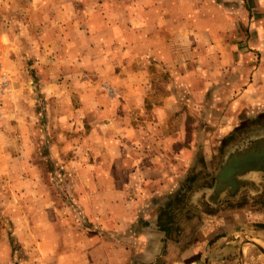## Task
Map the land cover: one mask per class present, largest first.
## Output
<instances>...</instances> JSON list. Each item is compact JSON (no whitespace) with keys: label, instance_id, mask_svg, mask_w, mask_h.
I'll list each match as a JSON object with an SVG mask.
<instances>
[{"label":"crops","instance_id":"obj_1","mask_svg":"<svg viewBox=\"0 0 264 264\" xmlns=\"http://www.w3.org/2000/svg\"><path fill=\"white\" fill-rule=\"evenodd\" d=\"M26 1L21 19L0 17L14 70L0 122V204L13 211L0 264H264V143L221 149L238 113L264 102V0H134L85 21L56 5L45 20L41 0ZM30 73L89 127L47 140L53 157L62 143L72 152L80 195L65 210L31 164L29 111L13 106Z\"/></svg>","mask_w":264,"mask_h":264},{"label":"rangeland","instance_id":"obj_2","mask_svg":"<svg viewBox=\"0 0 264 264\" xmlns=\"http://www.w3.org/2000/svg\"><path fill=\"white\" fill-rule=\"evenodd\" d=\"M25 2L27 1L13 0V9L0 3V17L4 22L7 21V18L10 20H16L17 17H20L18 19H21L22 7L26 5ZM41 3L44 7V12L41 17L45 20L52 14L54 6L56 5L62 10V12L67 13H69L70 8L77 9V20L85 21L88 17H91V12L95 9L103 11L107 6H126L127 4H133L134 0H41ZM226 3L230 4L231 0H227ZM70 21L71 20L67 18L62 20V23L68 25ZM73 21H76L75 16ZM17 26L18 25H15V27ZM20 32V30H16V34H19ZM4 54V51L0 48V63L9 77V83L5 94L0 97V122L5 116V100H7V96L12 93V83L14 81L13 66L6 62ZM24 64L26 65V63ZM19 65H21V63ZM18 72L21 73V70ZM18 80L20 82L19 85L23 87V90H25V86L28 84L26 91L22 90L23 94H19L18 100L16 103L14 101L13 106L14 109L17 110V113L19 112V116H22L24 108L27 112L29 111V115L27 116L33 123L30 134L33 138L34 157L31 159V164L40 167L43 171L42 179L46 186L49 187L53 197L61 202V208L64 210L68 209L70 208L69 202L72 203V199H74L77 194L80 195V190L77 194L73 191V183L67 170V164L70 161L72 152L62 143L60 148L61 152H59L61 156L53 157L51 156V154H53L51 146L47 143V140L53 135L57 138L61 137V139L67 138L69 140V138H71L72 140H79L88 133L89 127L81 125V121L80 123L70 122V119H72L71 117L82 119L83 116L79 110L70 107L65 96L60 97L58 101H52L41 95L39 92V79L35 74L32 75L30 73L29 77L19 78ZM217 97L220 101L221 95H216V98ZM257 100L258 102L254 104V111L248 113L247 111H242L238 113V121L236 122L238 124L237 128L229 137L230 140L221 143L222 154L235 150L244 151L252 145L254 147L258 146L256 148H260L264 143V106L261 108L264 102L260 95ZM79 154H81V152H79ZM83 156L85 158V155ZM215 161V167H217L220 163L219 159ZM230 166H232V163L229 164V167ZM1 180L3 179H0V181ZM6 194H9V191L7 192L5 189L0 190L1 198H4ZM248 198L246 195H243L239 198V201H235V203L237 205L245 204L249 201ZM2 201L3 200H1V202ZM190 210L195 212V209H192L191 207ZM205 210H210V208L206 207ZM12 212V207L6 208L3 204H0V231L6 227L5 223L7 222V214Z\"/></svg>","mask_w":264,"mask_h":264},{"label":"built area","instance_id":"obj_3","mask_svg":"<svg viewBox=\"0 0 264 264\" xmlns=\"http://www.w3.org/2000/svg\"><path fill=\"white\" fill-rule=\"evenodd\" d=\"M9 77L8 74L3 70L0 63V97L5 94V91L8 87Z\"/></svg>","mask_w":264,"mask_h":264},{"label":"water","instance_id":"obj_4","mask_svg":"<svg viewBox=\"0 0 264 264\" xmlns=\"http://www.w3.org/2000/svg\"><path fill=\"white\" fill-rule=\"evenodd\" d=\"M250 165H251V163L248 164V166H250ZM260 251L264 255V250L260 248Z\"/></svg>","mask_w":264,"mask_h":264}]
</instances>
